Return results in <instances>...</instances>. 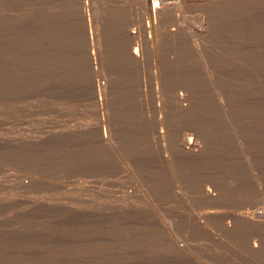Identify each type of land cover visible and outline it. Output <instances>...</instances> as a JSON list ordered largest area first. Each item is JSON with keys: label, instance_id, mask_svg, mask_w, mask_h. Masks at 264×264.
I'll return each mask as SVG.
<instances>
[{"label": "rangeland", "instance_id": "rangeland-1", "mask_svg": "<svg viewBox=\"0 0 264 264\" xmlns=\"http://www.w3.org/2000/svg\"><path fill=\"white\" fill-rule=\"evenodd\" d=\"M166 3L152 48L139 0H0V264H264V0ZM108 75L120 144L104 151Z\"/></svg>", "mask_w": 264, "mask_h": 264}, {"label": "bare ground", "instance_id": "bare-ground-1", "mask_svg": "<svg viewBox=\"0 0 264 264\" xmlns=\"http://www.w3.org/2000/svg\"><path fill=\"white\" fill-rule=\"evenodd\" d=\"M85 1H87V0H85ZM138 1V0H137ZM152 1L153 0H139V2H140V4H141V6H142V8H143V11H144V16L147 18L146 20H148V22H147V29H149V40L147 39V40H145V43H146V45H150L152 48L154 47L155 48V46H156V44H157V42L159 41V34H161V33H159L161 30H159V28H160V25L161 24H163V23H165V21L168 19V15H170V13H172L173 11H174V9L172 10L171 9V7L168 5V3H166V4H163V6H159V4H158V0H154V1H156V3H157V6L156 7H154V5H152ZM162 1V0H161ZM75 2V1H74ZM180 3V2H179ZM86 5H87V2L86 3H84V5L83 6H80L79 7V11L77 10V12H79V17H81V18H83L82 19V21L84 20V18H86V17H88L87 16V13H88V11L89 10H87L86 9ZM49 7V6H48ZM74 7V6H73ZM73 7H71V9L73 8ZM70 9V10H71ZM178 10V9H177ZM51 12V11H50ZM50 12H48V13H50ZM74 12V11H73ZM76 11L74 12V13H77ZM47 12H45V14H46ZM90 13V12H89ZM44 14V15H45ZM53 14V13H52ZM174 14H175V12H174ZM173 14V15H174ZM48 15V14H47ZM57 16V15H56ZM86 16V17H85ZM4 17V16H3ZM11 17V16H10ZM48 17H50V16H48ZM52 17V16H51ZM50 17V18H51ZM54 17H55V15H54ZM144 17V18H145ZM171 17V16H170ZM169 17V18H170ZM42 18V17H41ZM23 19V18H22ZM44 20V19H43ZM86 20V19H85ZM6 21V20H5ZM76 23V22H75ZM89 23H91V22H89ZM101 24V23H100ZM164 25V24H163ZM80 27V26H79ZM89 27H90V25H89ZM92 27V26H91ZM90 27V28H91ZM99 27V26H98ZM80 28H82V27H80ZM78 30V29H77ZM101 30V29H100ZM92 32V31H91ZM155 34V36H154V38L152 37V34ZM163 34V33H162ZM161 34V35H162ZM172 35H175L176 33H174V32H172L171 33ZM101 35V34H100ZM133 35V34H132ZM135 35V34H134ZM140 35V34H139ZM177 36V35H176ZM176 36H174V37H176ZM173 37V38H174ZM160 38H162V37H160ZM139 40H136V36L134 37V36H131V45H130V48L132 49V48H134V51H133V53L131 52V53H129L128 54V58H129V60L131 61V62H133L134 64H141L142 63V61H143V56H142V47L141 46H139L138 44H140L141 43V38H138ZM146 39V38H145ZM89 40H90V38H89ZM102 40L103 39H101V42H102ZM175 40V39H174ZM140 42V43H136V42ZM91 43H94V39H93V36L91 35V41H90ZM160 43V42H159ZM158 43V44H159ZM158 44H157V46H158ZM92 45V44H91ZM98 45H100V44H98ZM136 45V46H135ZM139 47H138V46ZM141 45V44H140ZM147 47V46H146ZM148 48V47H147ZM157 48V47H156ZM159 48V47H158ZM130 51V50H129ZM95 54L93 53V56H94ZM95 57V56H94ZM94 57H93V59H94ZM103 57H105V56H103ZM96 60V59H95ZM94 60V61H95ZM111 60V59H110ZM115 60V59H114ZM93 61V62H94ZM205 63V62H204ZM143 64V63H142ZM103 65V64H102ZM205 66V65H204ZM96 68V67H95ZM99 69V68H98ZM129 69V68H128ZM140 69V68H139ZM164 73V72H163ZM155 74V73H154ZM103 75V74H102ZM104 76V75H103ZM109 76V75H108ZM114 78V77H113ZM112 77H110L109 76V79H103L104 80V83H98V85H97V93H98V100H99V109H100V115H101V122H100V124H99V127L97 128L98 130V132H99V137H100V140H101V144H102V149L104 150V151H108V150H113V149H115L116 150V142H118L117 141V136L118 135H120V134H118L117 135V133H119L118 132V125L116 124V118H115V114H114V112H112V110L113 109H111V110H109L108 109V111L105 109V105H106V103H107V101H108V99L109 98H113V96L115 95V90H116V81H115V79H113ZM140 80V79H139ZM131 81V80H130ZM117 82H118V80H117ZM118 85V84H117ZM120 86V85H119ZM132 88V87H131ZM130 89V88H129ZM128 89V90H129ZM132 90V89H131ZM180 91V90H179ZM131 93H132V91H131ZM128 94H129V99H130V106H129V113H128V126H129V128H130V130L132 131V132H136V133H138V132H142V130L144 131V129L147 131V129H146V127L148 126V124H149V121L151 120L150 119V117L148 116V113H147V111L145 110V109H137L136 108V106H135V100H134V97L128 92ZM144 96V95H143ZM178 96V95H177ZM141 97H142V95H141ZM174 97V96H173ZM143 99V98H142ZM177 101H178V103H179V105L178 104H176L177 106H179V108H181V110L182 111H184V112H187V111H185V110H188V109H186L184 106H183V97H181V98H177L176 99ZM176 101V102H177ZM150 105V104H149ZM111 107V106H110ZM166 108V107H165ZM115 109V108H114ZM224 109V108H223ZM180 110V109H179ZM115 111V110H114ZM128 112V111H127ZM228 113V112H227ZM229 115V114H228ZM151 122V121H150ZM119 124V123H118ZM154 126V125H153ZM163 126H164V121H163V119L161 120V119H159V120H157L156 121V124H155V128H157V129H163ZM148 128V127H147ZM121 130V129H120ZM150 130H151V128H150ZM145 131V132H146ZM144 132V133H145ZM147 133V132H146ZM150 133V132H149ZM161 134H159L158 135V137H156V139L155 140H159V141H161V139L162 138H164V134H163V131L161 130V132H160ZM157 134V133H156ZM144 136V135H143ZM119 137V136H118ZM145 137V136H144ZM121 138V137H120ZM119 138V139H120ZM140 138H141V136H140ZM148 138H149V136H148ZM145 139H142L140 142H138V147H131L132 145H131V143L129 142V144L125 147L126 149L125 150H129V152H132V157L130 156V155H128V156H130L132 159H133V157L135 158V160L138 158V159H146V156L147 155H150V153H151V151H149V154L147 153V143L148 142H146V144H145V141H144ZM157 140V141H158ZM134 141V140H133ZM132 141V142H133ZM128 143V142H127ZM155 143V142H154ZM119 144H120V141H119ZM149 144V143H148ZM159 145V144H158ZM155 147V146H154ZM160 147V146H159ZM153 148V147H152ZM161 148V147H160ZM165 149V148H164ZM163 148H161V152L164 154V151H167L166 149L164 150ZM180 149H181V152L183 153V155H185V156H187V157H199L200 155H201V153H202V151H201V149L199 148V146L198 145H196L192 140H189L187 143H185L184 141H183V144H181V147H180ZM102 150V151H103ZM115 150L113 151V154H114V152H115ZM149 150H150V147H149ZM157 149H155V151H156ZM164 150V151H163ZM158 151V150H157ZM156 151V152H157ZM159 151V152H160ZM125 152V151H124ZM129 152H127L126 151V154H129ZM160 152V153H161ZM105 153V155L107 154V152H104ZM112 153V152H111ZM111 153H108V155L109 154H111ZM158 153V152H157ZM154 154V153H153ZM162 154V155H163ZM166 154V153H165ZM107 156V155H106ZM113 156V155H112ZM117 156V155H116ZM167 156V155H166ZM129 157V158H130ZM106 158V157H105ZM108 158V157H107ZM127 158V157H126ZM130 158V159H131ZM110 159V158H109ZM131 159V160H132ZM134 160V159H133ZM106 161V160H105ZM130 161V160H129ZM106 162H108V161H106ZM133 162V161H132ZM140 162V161H139ZM129 163V162H128ZM131 164V163H130ZM133 164V163H132ZM129 165V164H128ZM134 165H132V167H133ZM140 169V168H139ZM139 173V172H138ZM212 193V192H211ZM211 193H205V196L206 197H208V198H210V197H212V194ZM125 203V202H124ZM129 203V202H128ZM122 207V206H121ZM128 211V210H127ZM251 217V216H250ZM247 220L250 222V223H253V224H257L258 223V221L256 222L255 220H254V218H247ZM256 248V247H255Z\"/></svg>", "mask_w": 264, "mask_h": 264}]
</instances>
